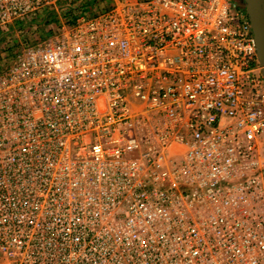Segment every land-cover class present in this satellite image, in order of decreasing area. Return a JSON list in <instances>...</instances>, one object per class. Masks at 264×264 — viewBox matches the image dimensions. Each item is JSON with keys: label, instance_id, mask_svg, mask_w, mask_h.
Here are the masks:
<instances>
[{"label": "built area", "instance_id": "2783aa9c", "mask_svg": "<svg viewBox=\"0 0 264 264\" xmlns=\"http://www.w3.org/2000/svg\"><path fill=\"white\" fill-rule=\"evenodd\" d=\"M0 48V264H264L246 4L0 0Z\"/></svg>", "mask_w": 264, "mask_h": 264}, {"label": "water", "instance_id": "95a60500", "mask_svg": "<svg viewBox=\"0 0 264 264\" xmlns=\"http://www.w3.org/2000/svg\"><path fill=\"white\" fill-rule=\"evenodd\" d=\"M247 6L256 39L258 59L264 79V0H243Z\"/></svg>", "mask_w": 264, "mask_h": 264}, {"label": "rangeland", "instance_id": "374dc122", "mask_svg": "<svg viewBox=\"0 0 264 264\" xmlns=\"http://www.w3.org/2000/svg\"><path fill=\"white\" fill-rule=\"evenodd\" d=\"M230 1H232V2H235V3H237V4H245V2L243 1V0H230ZM0 50H2V48H0ZM1 52V51H0ZM4 54V53H3ZM2 54V55H3Z\"/></svg>", "mask_w": 264, "mask_h": 264}, {"label": "trees", "instance_id": "16d2710c", "mask_svg": "<svg viewBox=\"0 0 264 264\" xmlns=\"http://www.w3.org/2000/svg\"><path fill=\"white\" fill-rule=\"evenodd\" d=\"M46 19H52L51 21H53V19L55 18H52L51 16H47Z\"/></svg>", "mask_w": 264, "mask_h": 264}]
</instances>
